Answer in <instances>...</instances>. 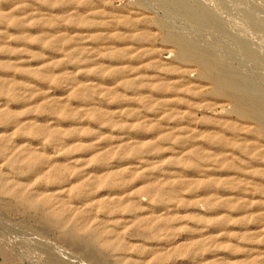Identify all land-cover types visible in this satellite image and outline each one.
Wrapping results in <instances>:
<instances>
[{
    "label": "rangeland",
    "instance_id": "374dc122",
    "mask_svg": "<svg viewBox=\"0 0 264 264\" xmlns=\"http://www.w3.org/2000/svg\"><path fill=\"white\" fill-rule=\"evenodd\" d=\"M0 22V264H264V126L217 85L264 105V0H0Z\"/></svg>",
    "mask_w": 264,
    "mask_h": 264
},
{
    "label": "bare ground",
    "instance_id": "6f19581e",
    "mask_svg": "<svg viewBox=\"0 0 264 264\" xmlns=\"http://www.w3.org/2000/svg\"><path fill=\"white\" fill-rule=\"evenodd\" d=\"M64 4V3H63ZM14 6V5H13ZM11 8V7H10ZM9 15V14H8ZM2 16V15H1ZM71 16H72V14H71ZM79 19H81V18H79ZM12 20V19H11ZM16 22V21H15ZM80 22V21H79ZM0 24H1V22H0ZM20 24H21V22H20ZM19 24V25H20ZM24 24H26V23H24ZM92 24V23H91ZM102 25V24H101ZM22 26V25H21ZM1 29V28H0ZM4 30V29H3ZM104 34V33H103ZM108 36V35H107ZM54 37V36H53ZM56 37V36H55ZM42 38V37H41ZM20 40V39H19ZM102 40V39H101ZM104 40V39H103ZM57 41V40H56ZM52 42V41H51ZM181 52V51H180ZM80 54V53H79ZM116 55V54H115ZM77 56H78V54H77ZM193 58V57H192ZM11 64V63H10ZM49 65V64H48ZM8 66H10L9 65V63H8ZM206 67L207 68H210V66H208V65H206ZM9 68V67H8ZM5 69V68H4ZM3 69V70H4ZM6 70H8V69H6ZM10 70V69H9ZM17 70V69H16ZM13 71V70H12ZM9 72V71H8ZM38 73V72H37ZM29 76V75H28ZM219 76V75H218ZM8 78V77H7ZM36 78H37V76H36ZM15 79V78H14ZM46 79H47V77H46ZM214 82V81H213ZM240 83V82H239ZM239 83H237L234 79H230V78H227L225 75H223V76H221V78H220V80L218 81V87H219V91L223 94V95H226V96H228L229 98H231L232 100H234L237 104H238V107H239V110H240V112H241V114L242 115H245V116H250V117H252V118H254V119H257V120H259L261 123H262V125L264 126V105H261L257 100H254V99H246V98H243V93H242V90H240V85H239ZM19 86V85H18ZM242 87V86H241ZM238 89L241 91V93H242V95L239 93V91H238ZM2 91V90H1ZM3 94V93H2ZM214 94V93H213ZM3 96V95H2ZM75 96V95H74ZM218 97V96H217ZM83 98V97H82ZM206 101V100H205ZM21 103V102H20ZM51 104H52V102H51ZM263 104V103H262ZM48 106V105H47ZM5 109V108H4ZM64 109V108H63ZM29 113V112H28ZM46 113V112H45ZM51 115V114H50ZM54 115V114H53ZM12 120H13V122L15 121V118L13 119V118H11ZM93 119V118H92ZM32 120V119H31ZM8 121V120H7ZM8 123V122H7ZM9 124V123H8ZM10 125V124H9ZM230 126V125H229ZM15 128V127H14ZM13 129V128H12ZM263 129V128H262ZM140 132V131H139ZM4 134V133H3ZM138 134V133H137ZM8 137V136H7ZM6 137V138H7ZM36 137V136H35ZM60 137V136H59ZM233 140V139H232ZM127 141V140H126ZM228 142V141H227ZM23 144V143H22ZM144 145V144H143ZM142 145V146H143ZM254 145V144H253ZM141 146V147H142ZM243 147V146H242ZM227 148H228V146H227ZM226 148V149H227ZM231 149H232V147H230ZM229 148V149H230ZM65 150V149H64ZM156 150V149H155ZM205 150V149H204ZM236 150H238V149H236ZM4 151V150H3ZM3 151H1L2 152V154H3ZM138 152H139V148H138V150H137ZM152 151V150H151ZM55 152V151H54ZM69 152V151H68ZM11 153V152H10ZM44 153V152H43ZM139 153H141V152H139ZM224 153V152H223ZM25 154V153H24ZM130 154V153H129ZM136 154V153H135ZM9 155V154H8ZM203 155V154H202ZM201 155V156H202ZM239 155H242V153L241 154H239ZM251 155V154H250ZM249 155V156H250ZM257 155V154H256ZM138 156H139V154H138ZM200 156V157H201ZM217 156V155H216ZM137 157V156H136ZM218 157V156H217ZM222 157V156H221ZM2 158V157H1ZM135 158V157H134ZM244 158H245V156H244ZM129 159V158H128ZM106 160V159H105ZM177 160V159H176ZM210 160V159H209ZM217 160V159H216ZM33 161V160H32ZM51 161V160H50ZM136 161V160H135ZM263 161V160H262ZM28 163V162H27ZM54 163V162H53ZM52 163V164H53ZM207 163V162H206ZM259 163V162H258ZM48 164V163H47ZM94 164H95V162H94ZM213 164V163H212ZM227 164H228V162H227ZM201 165V164H200ZM104 166V165H103ZM126 166V165H125ZM68 167V166H67ZM101 167V166H100ZM166 167V166H165ZM202 167V166H201ZM48 168V167H47ZM69 168V167H68ZM232 168V166L230 167V169ZM118 169V168H117ZM220 169V168H219ZM45 170H46V168H45ZM113 170V169H112ZM127 171H129V170H127ZM58 172V171H57ZM42 173V172H41ZM40 173V174H41ZM100 173V172H99ZM98 173V174H99ZM102 173V172H101ZM63 174V173H62ZM94 175V173L92 174V176ZM37 176V175H36ZM35 176V177H36ZM87 176V175H86ZM85 176V177H86ZM210 176V175H209ZM262 176V175H261ZM7 177V176H6ZM263 177V176H262ZM54 178V177H53ZM61 178V177H60ZM84 178V177H83ZM65 179V178H64ZM53 181V180H52ZM173 181V180H172ZM214 182H215V180H214ZM44 183H45V181H44ZM112 183V182H111ZM210 183V182H209ZM89 184V183H88ZM129 184V183H128ZM127 184V185H128ZM57 185V184H56ZM125 185V184H124ZM123 185V186H124ZM82 186V185H81ZM90 186V185H89ZM105 186V185H104ZM112 186V185H111ZM206 186H207V184H206ZM215 186V185H214ZM99 187V186H98ZM173 187V186H172ZM213 187V186H212ZM216 187V186H215ZM227 187V186H226ZM75 188V187H74ZM73 188V189H74ZM97 188V187H96ZM112 188V187H111ZM114 188V187H113ZM120 188H122V187H120ZM125 188V187H124ZM148 188H150V187H148ZM228 188V187H227ZM62 189V188H61ZM87 189V188H86ZM85 189V190H86ZM90 189V188H89ZM115 189H117V188H115ZM158 189V188H157ZM113 190V189H112ZM225 190V189H224ZM58 191V190H57ZM228 191V190H227ZM64 192H66V191H64ZM91 192V191H90ZM128 192H130V191H128ZM137 192V191H136ZM226 192V191H225ZM57 193V192H56ZM230 193H231V191H230ZM148 194V193H147ZM166 194V193H165ZM164 194V195H165ZM236 194V193H235ZM31 195V194H30ZM110 196V195H109ZM129 197V196H128ZM127 197V198H128ZM230 197H231V195H230ZM229 197V198H230ZM77 198V197H76ZM106 199H107V197H106ZM226 199V198H225ZM128 200V199H127ZM19 201H20V199H19ZM23 201V200H22ZM52 201V200H51ZM18 202V201H17ZM35 202V201H34ZM47 202V201H46ZM129 203V202H128ZM127 203V204H128ZM83 204V203H82ZM168 204V203H167ZM216 205V204H215ZM227 205V204H226ZM31 206V205H30ZM74 206V205H73ZM215 208H216V206H214ZM44 208V207H43ZM133 211H134V209H133ZM136 211V210H135ZM69 212V211H68ZM70 213V212H69ZM135 213H137V212H135ZM151 214V213H150ZM67 216V215H66ZM162 216V215H161ZM65 218V217H64ZM136 219V218H135ZM166 219V218H165ZM141 222V221H140ZM56 223V222H55ZM143 223V222H142ZM156 223V222H155ZM59 224V223H58ZM62 224V223H61ZM65 224V223H64ZM69 224H70V222H69ZM159 224H160V222H159ZM166 224V223H165ZM150 228V227H149ZM155 228V227H154ZM258 229V228H257ZM169 233V232H168ZM113 235H114V233H113ZM78 237V236H77ZM100 237V236H99ZM69 238V237H68ZM100 239V238H99ZM74 240V239H73ZM119 241V240H118ZM78 244H79V242H77ZM106 243V242H105ZM176 244V243H175ZM97 245V244H96ZM216 245V244H215ZM82 246V245H81ZM98 246H99V243H98ZM174 246V245H173ZM182 247V246H181ZM114 249V248H113ZM119 249H121V248H119ZM176 249V248H175ZM221 249V248H220ZM180 250V249H179ZM183 250V249H182ZM116 251V250H115ZM203 251V250H202ZM113 252V251H112ZM112 252H111V254H112ZM172 253H173V251H172ZM192 253V252H191ZM121 254V253H120ZM180 255V254H179ZM194 255V254H193ZM222 255V254H221ZM195 257V256H194ZM213 258V257H212ZM220 258V257H219ZM223 258V257H222ZM218 259V258H217ZM158 260V259H157ZM205 260V259H204ZM194 261V260H193ZM206 261V260H205ZM192 262V261H191ZM200 262V261H199ZM204 262V261H203ZM202 263V262H201ZM206 263V262H205ZM210 262H208V264H209ZM239 263V262H238ZM198 264H200V263H198Z\"/></svg>",
    "mask_w": 264,
    "mask_h": 264
}]
</instances>
